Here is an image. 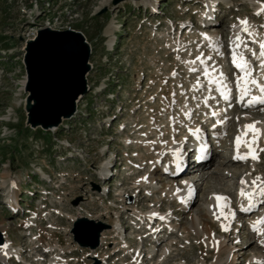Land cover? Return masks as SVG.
I'll return each instance as SVG.
<instances>
[{"label": "rangeland", "instance_id": "374dc122", "mask_svg": "<svg viewBox=\"0 0 264 264\" xmlns=\"http://www.w3.org/2000/svg\"><path fill=\"white\" fill-rule=\"evenodd\" d=\"M261 1L0 0V230L10 256L0 246V264H140L142 253L143 264H229L232 256L234 264H264V223H257L264 218V104L239 108L235 89L230 100L218 90L207 98L203 72L189 66L203 56L228 73L233 88L230 60L240 41L258 75ZM47 25L82 31L93 64L76 115L52 131L27 126L24 109L26 41ZM220 104L230 113L225 127L213 124ZM201 119L213 125L206 143L216 161L205 170L190 158L192 170L181 175L194 191L186 205L171 192L185 186L171 171L172 153L186 142L194 147ZM252 123L263 131L252 145L257 158L229 163ZM246 178L255 189H242ZM242 190L254 197L251 212L242 210L249 196ZM218 197L226 198L220 218L208 211ZM79 213L111 225L95 250L74 239ZM197 216L208 218L215 243L231 251L218 255L201 222L192 227ZM158 226L165 229L160 244L140 253Z\"/></svg>", "mask_w": 264, "mask_h": 264}, {"label": "bare ground", "instance_id": "6f19581e", "mask_svg": "<svg viewBox=\"0 0 264 264\" xmlns=\"http://www.w3.org/2000/svg\"><path fill=\"white\" fill-rule=\"evenodd\" d=\"M259 7L261 9L264 8V1H261L259 3ZM249 31L251 33H253V31H251V30H249ZM210 39L211 38H209V40ZM211 41L212 42L214 41L213 38H212V40H210V43H211ZM211 46H213V44H211ZM261 52L259 54H257V55H258V57H260V60H263V57L264 56L261 55ZM233 58H235L237 62H239L241 60V58H243V60H245L247 62V66H246L245 69L236 68L237 69V76H238L237 79H236V84H237V88H238V91L237 92H238V96H240L241 98H243L242 99V102H240V103L237 100V103H236L237 106L239 108H244V109H246V108L247 109H251V108H254L256 106H259L261 103H251L250 104L249 102L252 100L253 97H258V96L264 95V92H261V89H260V86L261 85H264V62L262 63L263 68L261 69V72H259L258 75L257 74H253L252 73V69H251V63H252V61L247 56V54L244 52V50H242V46H240V41L237 42V46H236V49L234 51ZM47 59L48 58H45V67H43L44 68L43 73L46 74L45 76L48 78V82L46 84V87H43V88L45 90L44 91V98L50 100L51 99L52 92L55 91V90H57L58 89L57 87L61 86L62 83H63V81H67L68 78L70 77V72L72 71L71 70V63H73V62H72V59H66V61H68L67 63H64L63 61H61L60 63H58V65L55 68H53V64L51 62L48 63L49 61ZM42 65H43V63H42ZM189 66L192 68V71H194V72H196V71L203 72V75H202L200 81H202L203 78L206 79V82L208 84L207 87L209 89V92H207V98H211L212 96L214 97V94H216L215 92L218 90V92L221 91L222 94L225 97H227L225 99L230 100V96H227V94H228V91H232V90H234V88H231V85L228 82L229 79L227 81L226 73L222 69L217 68L215 65L209 64L208 61H207V59L204 58L203 56H200L199 59L196 60V61H194V60L191 61L190 60ZM246 72H247V75H246ZM242 77L244 79H241ZM245 81H248V83H245ZM251 81H256V83H251ZM245 87H247V89H248V94L247 95H243V93H242V89L245 88ZM43 88H42V90H43ZM63 88L64 87H62V89ZM252 92H254V94ZM225 99H223V100H225ZM219 106H220L219 108L218 107L213 108V110L215 112L213 114H215V116H216L213 124L215 126L216 125H220L222 127H225L224 125L226 124L227 116L229 117V114L230 113L227 112L228 109L226 110V109L223 108L224 104H222V105L220 104ZM207 117H209V115ZM250 117H253V116H249V117L246 116V117H244V119L245 118L246 119H251ZM220 118H224V121L219 120ZM201 120H202V122L201 121L200 122L203 123L201 126L204 129H200L199 127H197V128H195L194 131L191 130L192 131L193 140H194V147L193 148H189L187 146L188 142H186L183 145L182 148H179L177 146V148H175L174 149V152L172 153V166H173V169L171 171L177 177L176 178L177 181L178 180H183V179L185 180L186 179V176H181V175L182 174L184 175L187 172H190L192 170V167L190 166L191 163L189 162L190 161V158L195 157L194 158V162L197 163L199 166H202L205 170H206V168H209L211 165H213L215 163L214 160H215V156H216L215 155L216 151H214L212 145H210V144H208V143L205 142L207 140L206 139V136H205V133H206L207 137L210 138L209 136H211V134L213 132L212 131L213 125L212 126H209L210 124L208 125L207 122H205V120H203V119H201ZM254 125H255V128L256 129H259L260 130L259 133H253L252 131H247L245 129V127H243L241 135L247 131V134L242 136V139L244 141H246V143H241L239 145V147L235 148L237 150L235 151V153L233 152L234 154L241 155V156L243 155L244 157H247V155L249 154L248 144L251 143V141L253 139V136L254 135L259 136V135H261L263 133V131L261 129V126H259L258 124H255V123H254ZM207 147H209V149ZM252 148H253V146H252ZM159 156H161V154H157V157H159ZM237 157L233 158L230 155V157H229V163H232V164H242L243 159L241 160L240 158H237ZM188 162H189V164H188ZM246 180H247V182H244L245 184L244 183L242 184L243 187H244L242 189L243 190L246 189L247 191H248V189H252V190L255 189L253 187L257 183L256 182L253 183V181L252 180H249L248 178H246ZM184 185L185 186L181 190L178 191V187L179 186H176L174 189L171 190V192L173 193V191H174V193L177 196V198H180V200H183L184 202H186V205H187V203H188L187 201L194 195L193 194L194 191L191 189V187L188 186V183L187 182L185 183V181H184ZM197 192H198V189H197ZM246 195H249V196H246L245 197V198L248 197V199H247L246 203H244L245 205H243V209H246L247 210V211H244V213L251 212L253 210L254 206H255V205H252V204L249 203V200H252L254 197H252V195H250V194H246ZM211 201H212V205H210L208 207V209H209L208 211L210 213H215L220 218L221 217V214L219 213V208L224 207L223 201L221 199L218 200L217 198H213ZM156 216H157V214H155V212L150 213L148 215V218H147L148 221H149V223L152 222L154 219H156L157 218ZM163 218L167 219V217H162V219ZM159 220H161V218ZM191 222H192V227L195 230H198L199 229L198 228L199 227L198 226V222H201L202 226L200 227V230L199 231L200 232L202 231V233H204L206 235V238L208 239V241L210 243H213L215 245L214 247H216V251L218 250V255H222V254L226 253L227 251H231L230 248L221 246V243L223 245L224 241L221 242V243H218V244L215 243V240L213 238V234H214L213 224L208 220V218L205 219V218H200L198 216L197 217H194V218L192 217ZM164 230L165 229H164L163 226H161V227L158 226V227H154V228L151 227V232H152L151 234H155V233L156 234H155V236H153L152 239H150L152 241H147V243H145V244H143L141 246V252H142V249L146 248L147 245H156V244H158L162 240V235H161V240H159L160 238H158L159 237V233L163 232ZM220 230H222L221 233L223 234L228 229L226 227V229H220ZM223 230H226V231L224 232ZM4 246L5 245L2 246V249H3ZM5 248H7V246ZM169 252H171V249H170ZM1 253H2V257L5 256L6 255L5 254L6 253L5 249H3ZM154 254H155V250H154ZM154 254H153V257H154ZM144 255L145 254H143L141 256V258L138 260L140 262V264H143L142 262H144L143 261ZM5 257L7 259H9L10 256L9 255H6ZM205 257L207 258L208 255L205 254ZM234 262H235V258H233V256H232L231 261L229 262V264H234ZM214 264H220V263L218 261H216Z\"/></svg>", "mask_w": 264, "mask_h": 264}, {"label": "water", "instance_id": "95a60500", "mask_svg": "<svg viewBox=\"0 0 264 264\" xmlns=\"http://www.w3.org/2000/svg\"><path fill=\"white\" fill-rule=\"evenodd\" d=\"M91 54L92 46L86 35L73 28L57 29L47 25L39 29L35 37L27 39L23 58L26 70L27 96L24 109L27 112V126L44 131L58 130L65 120L75 116L79 101L90 90L88 74L93 68ZM45 58L53 64V68L61 61L67 63L66 59H72L73 62L70 77L52 92L50 100L44 98L43 87L48 82L43 73ZM109 228L110 224L79 213L71 231L80 246L95 250L102 244L103 231ZM4 242L0 230V246ZM99 263L96 259L92 264Z\"/></svg>", "mask_w": 264, "mask_h": 264}, {"label": "snow or ice", "instance_id": "6c2138e0", "mask_svg": "<svg viewBox=\"0 0 264 264\" xmlns=\"http://www.w3.org/2000/svg\"><path fill=\"white\" fill-rule=\"evenodd\" d=\"M242 23L243 24H246L247 22L246 21H242ZM261 48H262L261 55L264 56V43L261 44ZM234 63H236V66L238 68H241V69H245L246 66H247V62L245 60H243V58H241V60L239 62H237L236 59L234 58ZM246 75H247V72H246ZM241 79H244V78L242 77ZM245 83H248V81H245ZM251 83H256V81H251ZM260 89H261V92H264V85H261L260 86ZM242 93H243V95H247L248 94L247 87H245V88L242 89ZM225 98H227V97H225ZM249 103L250 104L251 103H261V104H264V95L258 96V97H253L252 100ZM245 129L247 131H252L253 133H259V131H260L259 129H256L255 128V125L254 124L245 125ZM247 131L245 133H243L242 136L243 135H246L247 134ZM242 136H238L237 139H236L237 147H239V145L241 143H246V141H244L242 139ZM257 139H258V136L257 135H254L251 143L249 144V154L252 156L253 159H256L257 158L256 154L254 153V151L252 149V145L255 144V142H256ZM237 158H246V157L238 156ZM241 194L242 195H246V193H244L243 190H242ZM217 199L219 200V199H226V198L218 197ZM242 210H246V209H242ZM257 223H264V218H262L261 220L257 221ZM254 230H255V226H254Z\"/></svg>", "mask_w": 264, "mask_h": 264}]
</instances>
